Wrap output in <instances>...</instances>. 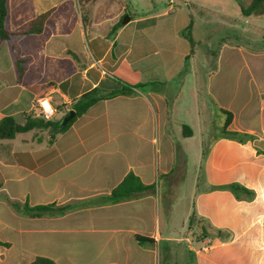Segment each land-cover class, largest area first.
<instances>
[{
  "label": "crops",
  "instance_id": "obj_1",
  "mask_svg": "<svg viewBox=\"0 0 264 264\" xmlns=\"http://www.w3.org/2000/svg\"><path fill=\"white\" fill-rule=\"evenodd\" d=\"M176 1L185 8L171 11ZM251 1L168 0L169 10L161 17L169 16L171 20L142 26L139 23L146 17H131L133 25L122 23L127 0H116L113 12L104 13L101 19L93 8L103 3L107 10L109 0L84 4L83 13L76 11L81 5L79 0L7 1L6 28L10 31L42 13L50 15L42 33L0 40V119L12 116L23 122L25 114L34 110L40 91L51 100L59 117L60 111L64 116L73 100L107 76L143 86L133 94L98 102L53 143L41 134L42 141L38 142L34 131L0 141V209L18 220L15 226L5 224L12 237L0 236V241L8 244L0 248V255L7 256L16 249L17 256L30 257L28 263L36 257H48L57 264H153L154 252L147 245H139L136 236L153 239L151 244L174 241L163 237L160 202L169 197L175 200L188 179L192 152L188 143H212V105L213 113L224 118L222 110L233 114L231 131L253 135L255 142L264 144V89L257 85L258 110L253 107L247 111L251 119L261 123L260 130L254 121L250 125L238 123V113L231 103H224L225 87L212 78L211 69L201 84L191 87L193 121L172 120L178 108L174 104L182 96L174 85L182 79L184 64L192 57L182 31L192 23L196 48L211 39L209 35L200 36V28L211 24V13H218L227 20L219 22L220 26L234 33L233 38L221 39L222 48H246L238 44L233 47L240 40L238 33L247 31L246 27L259 28V19H264V3L251 15H243L241 5L248 6ZM67 3L70 8L64 9ZM246 46L250 47L251 42ZM152 53L161 55L159 65L142 69L141 63ZM226 56L229 62H237V53L231 51L208 57L219 63ZM18 59L25 62L21 82L16 76ZM199 77L191 74L192 81H200ZM241 96L233 94L235 103H241ZM184 126L191 131L187 136ZM226 140L220 137L214 144H225ZM220 151L223 167L212 171L207 164L206 182L238 183L254 191L255 197L244 203L226 191L212 194L203 190L210 193L208 197L195 195L191 212L230 234L229 240L214 239L198 250V264H264V167L250 174V182L242 179L247 175L240 171L228 180L226 153ZM130 173L145 184L156 185L155 190L113 201L112 190ZM25 203L30 208L54 207L38 212L24 210ZM243 205L249 206L250 212H243Z\"/></svg>",
  "mask_w": 264,
  "mask_h": 264
},
{
  "label": "rangeland",
  "instance_id": "obj_2",
  "mask_svg": "<svg viewBox=\"0 0 264 264\" xmlns=\"http://www.w3.org/2000/svg\"><path fill=\"white\" fill-rule=\"evenodd\" d=\"M177 3L178 1H176L175 5H172L174 7L171 11L185 8L182 3L179 5ZM106 4L109 5V9L107 10L103 7V3H97L93 8V13L100 17V19L104 13L107 12L109 14L113 12L116 6V0H109ZM69 6L70 3H67L64 9H69ZM127 7V15H130L132 19L146 17V19L150 20L153 18L154 23L158 25L167 24L169 20H171L169 16L161 17L164 11L169 10L170 4L168 0H152V2L147 0H127ZM76 11L83 13V6H76ZM146 19L140 22L139 25H147L149 21ZM208 19L211 21V24L209 26L203 25L199 33L202 37L209 35L211 39H205L203 43L198 44L193 50L194 53L190 60L184 64L182 79L175 82V89H179L182 96H180L178 99L179 101L174 104L178 108L175 110L177 112H173L172 120L177 123H181L183 120L188 122L193 121L195 115L192 114V104L190 103L192 97L190 93L191 87L193 84H201L203 76L206 78L208 71L211 69L214 71L212 78L220 80L221 85L225 87L226 96L224 98V103L226 105L231 103L232 107L236 110L238 113V123L250 125L253 124L252 122L254 121L256 126L260 128V130H263L261 123L256 119H251L247 111L253 107L257 109V105L255 104L260 101L256 97L258 91L257 85H259L260 90L264 89V19H259V28L246 27L247 31L243 30L241 34L238 33L240 35V40L239 42L234 41L233 47L238 44L239 47L243 46L246 48L233 49L222 48V38L226 36L231 38L234 37V33L231 32V29H224L219 24V22L227 20L218 13H211ZM131 24L133 25V23ZM250 42L251 46L247 47L246 45L250 44ZM221 51L237 53V62H229L230 58L226 56L218 63L208 57L210 55H217L221 53ZM151 52L154 51L152 50ZM160 56V54L157 55L152 53L141 63V68L157 67L159 65L158 58ZM191 74L195 76L199 75L200 81L198 79L192 81ZM235 92L242 94L241 103L239 102L240 104L235 103L236 100L233 97ZM251 100H253L252 103ZM175 101L174 99L173 102ZM32 111H36L35 107L34 110L33 108L31 109L30 113ZM56 118H63L61 111L59 117L56 116ZM222 118L224 117L218 112L213 113L212 105V143L199 145L197 144V140L188 143L192 150L189 155L190 160L188 161V179L181 189V192L175 195V200L169 197L167 201L162 199L160 202L158 214L162 220L163 237H171L174 241L162 240L159 244H147V248L154 252V257L152 259L153 264H198V257L195 253L198 250H202L208 244H212V240H220L219 238H203V227L207 228L211 234L214 233L215 228L207 222L202 221V219H199L194 212H191L192 209H194L193 203L195 195L204 194L208 197L210 193L213 194L220 191L232 193L226 187L231 184L230 182L223 185H210L206 182L205 170L206 167H208L207 164H209V168L212 171H216L223 167V160L219 157L220 150L226 153L224 166L229 175L228 180L235 178L233 176H236L240 171L242 174L247 175V177L244 176L242 179H246L245 181L250 182V174L264 167V144L255 142L256 137L253 135L248 136L241 132L234 134L235 132L230 130L231 124L228 127L225 126L226 117L224 121ZM43 132H45V130ZM220 137H226L227 142L219 145L214 144V141L219 140ZM179 165H181V162ZM193 170L195 176H193ZM194 186L196 189H194ZM203 190L209 191L210 193L207 194ZM234 197L237 201H242L244 203L252 201L244 197L238 198L235 195ZM243 212H250L249 206L243 205ZM17 222L18 220H16L9 211L1 208L0 236L10 239L12 237V232L9 228H6V226H15ZM5 224L7 225L5 226ZM229 239L230 234L227 240ZM0 248H4V246L0 245ZM17 253L18 251L13 249L9 253L10 256H6L5 254L0 255V264H25L30 261L29 256L19 257Z\"/></svg>",
  "mask_w": 264,
  "mask_h": 264
},
{
  "label": "trees",
  "instance_id": "obj_3",
  "mask_svg": "<svg viewBox=\"0 0 264 264\" xmlns=\"http://www.w3.org/2000/svg\"><path fill=\"white\" fill-rule=\"evenodd\" d=\"M8 0H0V40L6 41L10 40L14 36H28L31 34H40L43 32L45 23L50 15V12L42 13L37 16L35 19L29 21L28 23L22 25L15 31H10L6 28V21L8 17ZM81 6L84 4L93 2L95 0H79ZM264 3V0H252L248 6L241 5L242 13L244 16L251 15L254 13L256 8ZM148 24H153L154 19L148 20ZM120 24L113 28V32L116 31L117 27ZM191 28L192 23L182 31V35H184L191 46L190 55L194 53L195 42L191 36ZM24 60L18 59L16 61V76L17 80L21 82V79L25 73ZM143 85L132 86L124 83L116 76H107L104 80H102L98 86L93 88L92 90L84 93L79 98L73 100L70 105V110L65 112L63 118L69 115V112L73 110L75 112V116L66 124L62 125L63 118H53L50 121H46L40 116L36 115L34 111L29 114H25L24 121L19 122L12 116H4L0 119V141L3 140H11L14 139L17 135L27 132L34 131L36 133V137L38 142H41L42 139L39 137V134L43 135L48 141V143H53L58 135L66 132L72 124L83 114H85L92 106L97 104L100 101L112 99L118 95H128L135 93L136 89L142 87ZM45 93L40 91L38 92V96L36 98L35 105L38 100L44 98ZM57 111V109H56ZM226 115L225 126L228 127L233 119V114L229 111L222 110ZM45 130V132H43ZM191 133L190 129L187 126L183 127V133L185 136L189 135L188 132ZM45 134H43V133ZM236 134V132L234 133ZM249 136V135H248ZM236 197H244L247 200H252L255 197L254 191L249 188L238 184L231 183L226 186ZM156 185L154 184H145L142 179L134 174H128L124 180L116 186L111 192V199L115 202L128 198L129 196L142 193L150 190H155ZM54 207V205H39L33 208H30L28 203L23 205L24 210H36L38 212L49 211ZM229 234L220 229H214V233L211 234L207 228L203 227V238H219L222 241L227 240ZM136 241L139 245H147L154 243V240L147 237L136 236ZM0 245L7 246V243H3L0 241ZM28 264H57L54 260L48 257H36L33 261Z\"/></svg>",
  "mask_w": 264,
  "mask_h": 264
},
{
  "label": "built area",
  "instance_id": "obj_4",
  "mask_svg": "<svg viewBox=\"0 0 264 264\" xmlns=\"http://www.w3.org/2000/svg\"><path fill=\"white\" fill-rule=\"evenodd\" d=\"M37 115L46 121H50L56 117V108L52 105L48 98H41L37 101L35 106Z\"/></svg>",
  "mask_w": 264,
  "mask_h": 264
},
{
  "label": "water",
  "instance_id": "obj_5",
  "mask_svg": "<svg viewBox=\"0 0 264 264\" xmlns=\"http://www.w3.org/2000/svg\"><path fill=\"white\" fill-rule=\"evenodd\" d=\"M130 20H131L130 15H125L124 18H123V20H122V23L123 24H127ZM74 116H75V112L73 110H71L69 112V115L68 116H65L63 118L62 125H66Z\"/></svg>",
  "mask_w": 264,
  "mask_h": 264
}]
</instances>
